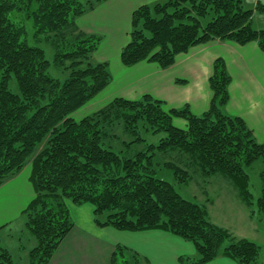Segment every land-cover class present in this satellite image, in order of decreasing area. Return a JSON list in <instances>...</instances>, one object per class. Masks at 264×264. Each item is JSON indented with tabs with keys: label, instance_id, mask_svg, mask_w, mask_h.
Wrapping results in <instances>:
<instances>
[{
	"label": "trees",
	"instance_id": "trees-1",
	"mask_svg": "<svg viewBox=\"0 0 264 264\" xmlns=\"http://www.w3.org/2000/svg\"><path fill=\"white\" fill-rule=\"evenodd\" d=\"M102 1L0 0V186L31 160L36 196L22 218L35 244L26 264H48L72 230L67 201L92 204L99 226L159 229L191 242L197 254L180 257L183 264H203L220 255L236 264H260L258 243L212 223L206 205L184 198L175 183L157 176L155 167L158 155H174L177 162L171 160L165 167L179 183L191 180L195 172L205 178L222 174L235 184L252 215L264 216V141L256 139L243 118L224 111L232 78L223 58L214 62L213 98L201 115L189 106L166 110L163 101L145 94L136 100L115 97L81 120L72 116L112 80L109 63L91 60L101 36L76 23ZM243 3L165 0L142 5L132 14L121 61L130 66L147 60L165 69L179 54L213 40L240 45L254 41L264 50V29L253 27V11ZM17 13L32 19L36 37L45 36L51 44L52 61L44 48L28 42ZM51 65L64 68L68 76H52ZM13 79L18 92L12 90ZM174 118L186 120V127L176 126ZM140 122L165 136L158 143H146ZM117 135L124 150H114L109 142L119 139ZM144 142L146 148L130 155L133 145ZM258 160L263 161L262 188L255 198L247 169ZM0 264H19L1 242ZM111 264L144 261L137 252L117 245Z\"/></svg>",
	"mask_w": 264,
	"mask_h": 264
},
{
	"label": "crops",
	"instance_id": "crops-1",
	"mask_svg": "<svg viewBox=\"0 0 264 264\" xmlns=\"http://www.w3.org/2000/svg\"><path fill=\"white\" fill-rule=\"evenodd\" d=\"M163 1L106 0L77 18L76 23L81 30L101 36L92 57L96 55L97 62L109 63L112 74L110 84L93 99L104 94L102 99H97L100 104H107L115 97L136 100L149 94L163 101L166 110L189 106L194 114L201 115L209 109L213 98L210 77L214 62L217 58H223L232 78L229 85L230 99L224 111L243 118L256 139L264 141V50L257 42L240 45L229 40H213L195 45L179 54L175 63L165 69L147 60L130 66L122 63L121 50L130 39L134 10L145 4ZM105 43L109 49L113 46L116 58L112 63L106 54ZM174 123L184 128L187 125L182 118H174ZM31 169L30 163L0 186V233L12 224L21 223L20 233L34 246L35 241L25 230L22 218L23 210L36 196L30 180ZM67 206L74 226L48 264H111L117 245L137 252L144 264H183L180 257L197 254L191 242L172 233L159 229L127 231L99 226L94 219L92 204L78 205L67 201ZM255 220V224L264 223V220ZM256 228L259 227L255 225L254 231ZM242 237L252 241L255 239ZM259 262L264 264L262 251ZM203 264L236 262L220 255Z\"/></svg>",
	"mask_w": 264,
	"mask_h": 264
},
{
	"label": "rangeland",
	"instance_id": "rangeland-1",
	"mask_svg": "<svg viewBox=\"0 0 264 264\" xmlns=\"http://www.w3.org/2000/svg\"><path fill=\"white\" fill-rule=\"evenodd\" d=\"M258 5L263 7L264 0H244L243 3L245 9L253 11V27L256 29H264V9H258ZM16 17L21 20L27 28L26 38L28 42L31 45H37L44 48L47 58L52 61L54 56L53 47L49 42H47L45 36H41L40 38L36 37V28L33 20L27 18L24 13H17ZM106 43L105 46L107 47ZM106 51L110 62H114L116 57L113 53V46L111 45L110 49L107 47ZM99 56H102V54L99 53ZM91 60L92 62H97L98 57L94 55ZM49 73L60 80H64L69 74V72L64 68L56 67L54 65L50 66ZM11 87L14 92H18V85L15 79L12 80ZM103 95L104 94H100L95 99L89 101L82 108L74 112L72 116L76 120H81L82 118L104 107L106 104H100L98 101V99L103 98ZM174 124L180 128H184L180 124ZM113 132L116 134L118 133L120 136L119 131L113 130ZM139 132L142 138L146 140V143H158L159 140L165 136V133L155 134L151 130H147L144 127L143 122L139 123ZM118 135L117 137H119ZM118 140L120 141V137L119 139H112L109 141L113 145L112 148L116 151L124 150L123 144L119 143ZM144 148H146L145 142L135 144L131 148L132 154L130 155H133V153L138 150H143ZM177 157L178 156L174 155H158V157H156L155 165L157 169V176L175 183L177 191L184 198L206 205L208 217L212 223L227 229L236 237L248 236L255 238L253 240H256L255 242L261 246L262 261L264 262V223L255 224V219L262 221L264 220V216L258 213L252 215V210L239 197V192L235 184L222 174H216L210 178H205L200 172H195L193 173L191 180L179 183V181L175 178L173 171L165 167V163L171 162V160L177 162V160H175ZM30 163L31 160L27 163V165H30ZM262 169V160L256 161L247 169L249 174L250 190L254 194L255 198L261 194L262 181L260 174ZM253 208L255 211L257 210L255 206ZM255 225L256 227H259L255 229L256 232L254 231ZM21 229V223L12 224L8 229L3 230L0 233V242L4 247H8L10 249L14 259L19 264H26L28 262V251L33 247V244L28 241L23 233H20Z\"/></svg>",
	"mask_w": 264,
	"mask_h": 264
}]
</instances>
